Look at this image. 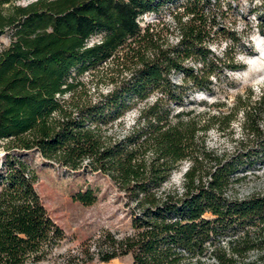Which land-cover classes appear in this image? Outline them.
<instances>
[{
	"label": "trees",
	"instance_id": "obj_1",
	"mask_svg": "<svg viewBox=\"0 0 264 264\" xmlns=\"http://www.w3.org/2000/svg\"><path fill=\"white\" fill-rule=\"evenodd\" d=\"M8 1L0 0V34L11 30L0 51V264L128 254L131 264H264V186L236 191L264 175V89L255 99L236 97L227 112L222 102L194 98L216 95L228 71L244 68L232 53L239 33L228 25L240 0H35L5 12ZM165 7L172 43L139 20ZM251 11L264 35V0ZM120 53L127 74L78 100L81 77ZM129 110L131 123L117 132ZM238 114L232 149L210 148L209 131L225 133ZM30 150L49 164L108 176L123 194L130 230H102L80 252L52 259L64 232L34 188L36 171L23 157ZM183 162L181 182L165 188ZM74 199L91 205L97 196L88 188Z\"/></svg>",
	"mask_w": 264,
	"mask_h": 264
},
{
	"label": "rangeland",
	"instance_id": "obj_2",
	"mask_svg": "<svg viewBox=\"0 0 264 264\" xmlns=\"http://www.w3.org/2000/svg\"><path fill=\"white\" fill-rule=\"evenodd\" d=\"M35 0H9L3 4L6 12L12 4L26 5ZM261 0H240L237 6V15L232 17L228 25L232 26L240 36L239 43L234 47L232 53L244 64V68L228 71L227 82L221 84L220 89L214 96L204 93H196L194 98L206 100L208 104L222 102L223 111L227 112L236 97H247L251 92V99H255L260 91L264 89V35L260 32L258 17L251 11L255 3ZM168 8H163L159 13L148 12L142 15L140 23L150 24L159 41L174 42L176 40L175 23L168 13ZM261 15V13H260ZM264 19V14H262ZM264 23V22H263ZM264 27V26H263ZM246 36L250 39L253 52H246ZM11 39V30L5 29L0 34V51L6 47ZM98 39L93 36L90 42ZM225 46V42L220 47H213L220 51ZM121 54V55H120ZM119 58L103 64L94 73H85L81 79L84 85L76 92L78 100L94 98L100 92H105L111 87V81L127 74L125 71L122 53ZM260 56V57H258ZM262 56V57H261ZM263 58V59H262ZM260 61V62H259ZM67 97H69L67 95ZM214 106H211L213 108ZM203 108L202 105L197 109ZM214 112V111H213ZM134 111L129 110L119 122L115 129L123 132L131 123ZM240 117L233 120L230 130L225 133L212 129L208 133L207 144L217 152L230 151L233 146V139L241 134ZM24 159L35 169L37 181L34 188L46 209L48 215L54 220L64 232V238L52 253V259H62L67 255L80 252L84 242L93 243L102 230L108 229L119 234H124L130 230V218L124 205L123 194L117 190L108 176L96 172L85 170H68L58 165L45 162L40 155L33 150L24 152ZM2 149L0 147V160ZM188 162H183L177 170L173 172L170 179L164 185L169 188L181 182L183 172L188 167ZM264 186L263 176H248L236 186V191L240 195H246ZM92 189L96 193L97 199L91 205H84L74 199V194L78 191ZM82 264H131V255L114 258L108 262L93 260Z\"/></svg>",
	"mask_w": 264,
	"mask_h": 264
},
{
	"label": "bare ground",
	"instance_id": "obj_3",
	"mask_svg": "<svg viewBox=\"0 0 264 264\" xmlns=\"http://www.w3.org/2000/svg\"><path fill=\"white\" fill-rule=\"evenodd\" d=\"M264 55V54H263ZM258 57H260V56H258ZM262 57V56H261ZM263 59V58H262ZM260 62V61H259ZM264 62V61H263Z\"/></svg>",
	"mask_w": 264,
	"mask_h": 264
}]
</instances>
